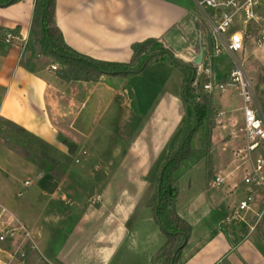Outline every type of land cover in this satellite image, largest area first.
<instances>
[{
	"label": "crops",
	"instance_id": "0c3cea01",
	"mask_svg": "<svg viewBox=\"0 0 264 264\" xmlns=\"http://www.w3.org/2000/svg\"><path fill=\"white\" fill-rule=\"evenodd\" d=\"M190 3L191 7L179 0H55V24L69 48L94 60L126 64L123 62L131 60L133 44L159 39L175 58L192 67L199 41L205 50L208 48V38L202 25L195 22L196 14L191 0ZM33 9L34 0H21L0 8V122L12 124L58 150L60 155L69 156L66 146L60 141L63 139L75 146L77 159L84 136V117L80 118L78 114L88 108L89 99L98 101L101 93L106 91L103 84L106 77L96 83L66 82L56 71L51 70L52 66H58L57 63L26 51L25 47L31 38ZM6 32L15 36L9 44L4 42ZM37 62L42 64L39 68L36 67ZM113 93L108 92V96H105L108 106L114 101ZM120 103L122 108L117 119L122 121L123 129L117 137L125 146H115L111 156L105 159L90 157L87 163L91 164L96 174H100V178L108 180L107 183H97V190L102 191L95 197L93 210L99 211L103 205L102 209L109 215V223L114 225V233L124 231L127 235L124 226L130 213L118 215L117 211L114 214L109 209L111 206L106 196L112 190V182L115 181L112 178L114 175L126 176L130 182L134 183L135 180V185L142 188L140 192L146 191L144 186L152 184L149 178H154L171 143H177L172 137L176 119L173 111H166L164 102L160 105L161 112H153L149 120H142L140 111L134 107ZM238 111L241 112V106ZM229 113H222L223 121L216 129V135L225 134L228 130V136L215 139L211 135L209 140L207 154L210 166L205 169L202 182L194 188L191 182L187 193H182L183 197L182 190H178L176 213L191 226V235L182 251L180 264H264V251L254 256L257 251L254 247L250 251L244 248L247 239L257 230L264 247V197L256 190L262 187L252 188L244 184L249 165L243 159L234 157V153L240 147L242 149L244 144L238 137L232 136L234 127L238 128L242 122L234 124V115L228 117ZM84 116L88 119L89 112ZM163 121L170 122L171 126H163ZM113 128L117 129L114 123ZM117 154L121 155L120 164L115 167L114 156ZM32 167L38 178L45 173L36 166ZM61 174L59 185L64 179L63 172ZM49 175L52 178V174ZM238 175L239 180L242 176L241 181ZM217 177L223 181L220 186L215 185ZM250 188L252 192L258 193L259 199L248 211L234 217L233 213L247 193L251 192ZM115 189L121 195L128 196L129 209L137 204L135 199L141 195L139 192L132 195L120 184ZM150 192L154 190L146 191L148 198ZM140 204L141 217L135 221L127 242L134 251L141 248L137 254H148L147 259L151 261L153 254L162 247V242L158 240L160 230L147 208L148 202ZM2 227L13 228L6 223ZM140 229H147L144 239L138 236ZM120 235L117 244L122 239ZM252 245L261 248L259 242H253ZM2 248L5 249L0 254L7 256L11 246L3 245ZM31 253L34 260L46 262V253L39 251L36 244L35 251Z\"/></svg>",
	"mask_w": 264,
	"mask_h": 264
},
{
	"label": "rangeland",
	"instance_id": "374dc122",
	"mask_svg": "<svg viewBox=\"0 0 264 264\" xmlns=\"http://www.w3.org/2000/svg\"><path fill=\"white\" fill-rule=\"evenodd\" d=\"M179 1L191 7L190 0ZM195 52L197 53L198 50H195ZM29 53L38 55V49L34 48ZM29 53L28 56H30ZM242 59L245 61V71L255 87L257 102L264 113V44L260 48L253 47L249 49L242 56ZM214 62L215 70L213 69V72H215L217 78L222 77L221 75L232 67V60L226 54L218 55ZM36 65L39 68L42 64L37 62ZM55 67L56 73L60 75V66L56 65ZM198 67L194 66L191 69L176 68L163 61L151 64L135 76L104 78L103 84L106 86V91L101 93L100 98L97 99L98 101L89 99L88 108L82 109L80 114H78V117H84V136L81 144L83 147L80 146L77 158L79 163L74 162L77 160L75 153L72 158L70 157L71 162L66 164V156L60 155L58 150L55 152L51 149H46L44 146L37 144L35 138L28 136L26 133L20 134L6 123L0 122V205L8 212V214L2 215L1 223H6L13 228L19 225L26 227L37 249L46 253L45 258L48 264H153L152 260L148 261V254H137L141 248L134 251L128 246L127 238L134 230L135 221L141 217L139 216L142 213L140 203L149 202L154 193L150 192L151 194L149 193L150 196L148 198L146 191L154 190V188L152 189L154 187V180L152 179L156 178L158 170L154 178H149L153 185H150V183L145 185L146 191L144 192L139 191L142 188L139 189L140 187L135 185V180L134 183L130 182L126 176L114 175L112 178L115 181L112 182V190L106 197L111 206L109 209L114 214L116 211L118 215H124L126 212L130 213L128 214L127 223H125L126 226H124L127 231L126 235L124 231L114 233V225L109 223V215L102 209L103 202H101L102 206L99 211L93 210L95 197L102 191L101 189L98 191L96 185L100 182L107 183L108 180L100 178V174H96L94 169L91 168V164H88L87 161L90 157L105 159L111 156L115 146L116 148L121 146L123 148L124 143L117 137L120 136V132L123 129L122 121L117 119L119 118L118 113L122 108L120 102L134 107L135 110H139L142 120H149V118L153 117V112L160 113V105L164 102L166 111H173L174 119H176V124L174 125L175 133L172 137L174 141L177 140V143L180 142L193 125L192 109L190 105L181 99L180 89L183 82L188 83L190 81L193 69L196 68L195 70L197 71ZM204 80L203 77L195 74L192 88H195V85L197 84L198 86L200 83L202 86ZM111 91L114 92V101H111L108 106L109 102H105V96H108V92L111 94ZM192 92L194 96L201 93L199 89L197 93L195 91ZM210 99L212 107L205 125L195 132L191 139L195 155L191 160L182 163L179 169L178 190H182L181 197L187 193L191 182L192 188L202 182L203 173L210 166L207 152L211 135L216 139V137H227L229 134L227 130L225 134L222 132L220 135H216V129L219 128L220 122L224 118L222 113H229L232 110L228 117L234 115V124L242 122L241 112L238 111L242 103L236 95V91H231L224 95L211 96ZM94 107L95 110H93ZM87 111L89 112L88 119L84 116ZM113 123L117 129L113 128ZM167 124L171 126L170 122H162L165 127H167ZM236 130L237 127H234L233 131L236 132ZM134 135H136V131ZM174 143L173 145L171 143L169 151L175 148L177 143ZM81 152H85L86 155L82 156ZM43 155H45L44 159L48 162L46 169L40 168L43 167V163H47L42 159ZM120 156L119 154L114 156L115 167L120 164ZM251 156L254 159L264 158V148L260 147ZM22 158L27 162L25 163ZM32 166H36L45 172L41 178L36 176L37 172ZM48 170L58 173L63 172L64 179L60 185L58 179H54L53 176L51 178ZM60 170L62 172H59ZM95 174L96 177L94 176ZM262 176L264 178V172ZM241 180L242 176L239 181ZM29 181L31 184L25 185ZM119 184L122 188L125 187L132 195L138 192L141 193L140 197L135 199L137 204L133 205L132 209H129L128 196L121 195L120 191L115 189ZM99 186L102 187L101 184ZM256 190H259L258 192H261L264 197V187ZM247 195L251 198L248 204L249 210L256 204L259 195L252 192V189ZM133 202L132 200L131 203ZM146 232L147 229H140L139 238L141 236L144 239ZM119 234H121L120 237L122 236V239H119L120 242L117 244L116 241L119 238ZM159 234L158 240L162 242L161 245L163 246L165 238L161 232ZM258 236L257 230L247 239L244 245L245 250L248 249L250 251L251 247L257 250L254 256L264 251L261 243L263 239ZM155 238L154 236L153 239ZM253 242H259L261 248L253 246ZM5 245L10 247V244ZM4 249L2 248V250ZM33 251H35V248ZM31 254L26 264H47L43 261L34 260ZM6 258L7 256L0 254V264H5Z\"/></svg>",
	"mask_w": 264,
	"mask_h": 264
},
{
	"label": "trees",
	"instance_id": "16d2710c",
	"mask_svg": "<svg viewBox=\"0 0 264 264\" xmlns=\"http://www.w3.org/2000/svg\"><path fill=\"white\" fill-rule=\"evenodd\" d=\"M20 1L0 0V8L11 6ZM30 37V42L27 43L25 50L32 51L37 48L38 55L57 63L61 69L60 77L66 82L96 83L102 77L127 78L139 74L153 63L162 61L176 68L191 69L189 65L175 58L173 53L159 39H147L133 44L131 46V60L126 64L98 61L75 52L64 43L55 24V0H34ZM195 69H193L190 81L183 83L180 89L181 99L192 109L193 125L191 130L176 144L175 148L166 154L156 178L153 179L154 194L147 204L154 223L165 238L164 245L152 258L153 264L157 262L160 264H180L182 251L191 235V226L176 213L175 209L178 196L179 169L182 163L194 157L195 151L191 145L192 136L205 125L212 107L211 95L203 92L201 83L192 88L195 81ZM198 89L201 93L199 92L200 94L194 96L192 91L197 93ZM8 125L18 133L25 134L22 129L12 124ZM60 141L66 146L69 156L72 157L76 151L75 146L63 139ZM36 142L46 149L57 152L41 141L36 140ZM42 157L45 160V155ZM70 162V157L66 156L65 163ZM43 164V167L40 168L46 169L48 162ZM48 172L52 174L54 179L59 180L62 177L61 173L52 170H48ZM30 253L29 251L28 254L30 255Z\"/></svg>",
	"mask_w": 264,
	"mask_h": 264
},
{
	"label": "built area",
	"instance_id": "2783aa9c",
	"mask_svg": "<svg viewBox=\"0 0 264 264\" xmlns=\"http://www.w3.org/2000/svg\"><path fill=\"white\" fill-rule=\"evenodd\" d=\"M195 10V22L202 25L208 38V48L203 53L202 64L196 75L203 77L204 93L211 96L224 95L231 91L241 99L242 123L232 136L242 140L244 147L234 153L236 159H243L249 165L244 184L251 187H263L264 158L254 159L251 155L264 147V113L257 102L255 87L247 75L242 56L253 48L264 44V0H191ZM15 38L6 32L4 42L9 44ZM220 54H226L232 60V67L226 75L217 78L213 72L214 61ZM53 71L56 70L52 66ZM85 156V153H81ZM78 163V160L75 161ZM222 179L215 178V185L220 186ZM26 182L25 185H30ZM249 195L238 204L233 213L248 209ZM8 212L0 206V252L1 246L10 244L12 249L7 254L5 264H26L28 252L35 248L28 229L22 225L16 228L2 227L1 217Z\"/></svg>",
	"mask_w": 264,
	"mask_h": 264
},
{
	"label": "water",
	"instance_id": "95a60500",
	"mask_svg": "<svg viewBox=\"0 0 264 264\" xmlns=\"http://www.w3.org/2000/svg\"><path fill=\"white\" fill-rule=\"evenodd\" d=\"M203 53H204V48L202 47V44L199 41L198 53L196 54V56L194 57V59L191 62L193 66L198 67L202 64Z\"/></svg>",
	"mask_w": 264,
	"mask_h": 264
}]
</instances>
